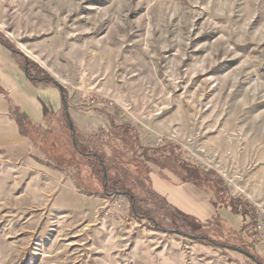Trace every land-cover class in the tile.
<instances>
[{
    "label": "rangeland",
    "instance_id": "rangeland-1",
    "mask_svg": "<svg viewBox=\"0 0 264 264\" xmlns=\"http://www.w3.org/2000/svg\"><path fill=\"white\" fill-rule=\"evenodd\" d=\"M0 35L66 92L82 149L109 156L95 136L111 120L132 127L149 156H175L169 176L184 163L226 186L223 195L199 189L206 216L191 218L203 231L156 192L187 235L155 231L125 196L88 195L71 169L46 167L44 153L27 149L15 175L0 167V264H255L237 250L264 263V0H0ZM45 86L37 106L52 120L37 126L61 142L60 92ZM42 88L50 98L38 97ZM148 166L151 180L159 168ZM135 193L143 213L171 226L145 185Z\"/></svg>",
    "mask_w": 264,
    "mask_h": 264
},
{
    "label": "trees",
    "instance_id": "trees-1",
    "mask_svg": "<svg viewBox=\"0 0 264 264\" xmlns=\"http://www.w3.org/2000/svg\"><path fill=\"white\" fill-rule=\"evenodd\" d=\"M0 42L23 60V68L26 69L25 74L30 82L43 83L51 85L58 90L61 89L59 84L43 68L15 48L8 39L0 35ZM62 94L65 99L62 102H65L67 106V94L64 90ZM10 114L15 120L19 134L29 140H33L30 146L44 153L46 165L53 166L56 170L71 169L76 186L82 188L86 194L99 196L123 195L130 204L132 215L136 218L148 220L155 231L187 235L181 232L179 227L175 226L174 216L168 210L167 201L152 189V183L149 178L150 167L148 164L164 170L168 163L166 161L171 158L176 159L175 156L170 155L165 160L163 158L157 160L149 156L144 148L138 146V138L132 127L128 125L117 126L111 120L109 121V127L95 136L100 145L105 146L109 150L108 156L102 152H96L88 148L82 149L80 147L75 129L70 130L68 126L69 118L65 114V110L62 113V120H57L60 124L58 137L60 134L59 138L60 140L62 139L61 142L52 139L50 133L48 134L46 130L42 132L43 128L28 120L19 109L11 106ZM176 167L174 169L171 168L172 172L177 175L183 184H190L203 192H206V189L210 190L214 187L213 189H217L219 192L222 191L221 195L226 193L224 181L217 172L213 170H201L184 163L176 164ZM144 185L150 195V199L158 202V208L168 210L167 214L171 218L170 227H165L155 218L149 216L150 214L147 215V212L143 213L138 208L137 204L140 201L135 190H141L144 188ZM219 200L224 201V199ZM232 202L234 206L233 212L236 215H241L246 209L245 203L238 198H234ZM242 202L244 205H241ZM212 203L214 206L217 204L215 201ZM179 214L182 218L191 219L195 223V231H203L204 225L202 223L180 212ZM190 237H193V239L202 245L223 247L207 237H194L192 235ZM242 244L244 245L243 242ZM254 259L255 264H264L262 260L258 258Z\"/></svg>",
    "mask_w": 264,
    "mask_h": 264
},
{
    "label": "crops",
    "instance_id": "crops-1",
    "mask_svg": "<svg viewBox=\"0 0 264 264\" xmlns=\"http://www.w3.org/2000/svg\"><path fill=\"white\" fill-rule=\"evenodd\" d=\"M37 84L42 87H49L45 86L44 84L42 85V83L30 82L24 72L23 60L0 42V167H3L1 169L3 174H5L6 170H10L15 175V161L18 160V162H20L25 157L29 158L27 156L26 150L34 148L32 146L30 147L29 139L19 134L15 120L10 114V107L12 106L19 109L21 113L35 125L41 124L44 119L43 117L45 116L46 118L44 119V123L45 120L46 122H50V120H52L48 118V114H44V106H37ZM46 93L49 95L51 94V92H46V90L42 88L39 90L38 97L41 98L43 96L45 98H50ZM61 104L63 107L62 99ZM65 114L67 115L66 110ZM55 116L56 117H54L53 120H59V118L61 119L62 114L60 115L61 117L59 115ZM27 163L33 167H36V163L32 162V160L27 161ZM46 167L51 168L47 165ZM151 170L153 173V175H151L152 186L154 187V184H157V188L154 190L155 192L163 195L168 201L169 198L166 197V194L161 192L166 190V193L169 194L168 196H172L170 200H173L174 203L177 204V211H183L181 213H185V215L187 213V216L191 215L189 216L190 218L193 217L197 219H205L206 212L202 214L204 211V206L201 203V200L203 199V193L198 188L190 184H183L177 176H169V172L166 170L161 171L160 169H157L156 171L152 168ZM159 171H161L162 177L167 180L165 181L166 183H163L160 178L161 175H158ZM159 186L161 187L159 188L161 190L158 192ZM185 193L192 197L187 198ZM193 197L196 198L194 200H190ZM183 199H186L185 203L189 202L195 206L194 210H190L188 205H184ZM212 206L213 205L209 206V215H212ZM252 260L254 261V259Z\"/></svg>",
    "mask_w": 264,
    "mask_h": 264
},
{
    "label": "water",
    "instance_id": "water-1",
    "mask_svg": "<svg viewBox=\"0 0 264 264\" xmlns=\"http://www.w3.org/2000/svg\"><path fill=\"white\" fill-rule=\"evenodd\" d=\"M24 72L26 73V69H24ZM59 91H60V93H61V99H62V101H64L65 99H64V96H63V94H62L61 89H60ZM63 108H64L65 110H67V106H66L65 102H63ZM69 128H70V130H72V125H71L70 122H69ZM226 248L235 249V248H233V247H226ZM236 250H237V249H236ZM237 251L240 252V253H242V254H244L245 256H248L249 258L253 259V257H252L251 255L247 254V253L242 252V251H240V250H237Z\"/></svg>",
    "mask_w": 264,
    "mask_h": 264
},
{
    "label": "bare ground",
    "instance_id": "bare-ground-1",
    "mask_svg": "<svg viewBox=\"0 0 264 264\" xmlns=\"http://www.w3.org/2000/svg\"><path fill=\"white\" fill-rule=\"evenodd\" d=\"M185 202H186V199H183V204L186 205V206L188 205V207L190 208V210H194L195 206H193L189 202L188 203H185Z\"/></svg>",
    "mask_w": 264,
    "mask_h": 264
}]
</instances>
